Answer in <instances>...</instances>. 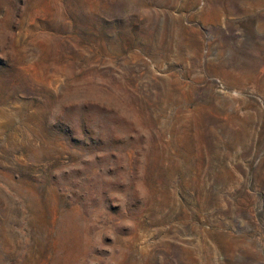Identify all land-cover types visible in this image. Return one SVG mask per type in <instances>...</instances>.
<instances>
[{
	"label": "rangeland",
	"instance_id": "rangeland-1",
	"mask_svg": "<svg viewBox=\"0 0 264 264\" xmlns=\"http://www.w3.org/2000/svg\"><path fill=\"white\" fill-rule=\"evenodd\" d=\"M0 264H264V0H0Z\"/></svg>",
	"mask_w": 264,
	"mask_h": 264
}]
</instances>
